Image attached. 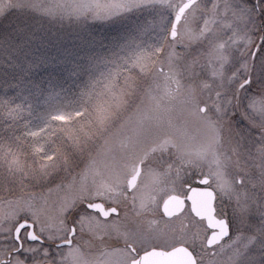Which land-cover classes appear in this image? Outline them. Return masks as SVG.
<instances>
[{
  "label": "rangeland",
  "instance_id": "1",
  "mask_svg": "<svg viewBox=\"0 0 264 264\" xmlns=\"http://www.w3.org/2000/svg\"><path fill=\"white\" fill-rule=\"evenodd\" d=\"M182 1L0 0V208L81 207L89 179L95 188L105 176L111 186L118 150L148 143L150 130L162 133L159 143L202 144L203 160H220L210 149L231 144L251 161L244 171L254 193L235 198L236 232L198 264H264V50L253 55L261 37L249 34L258 23L247 14L221 19L223 46L209 44L203 54L199 3L182 23L189 30L192 21L193 36L181 48L168 36ZM248 79L253 87L240 93L237 84ZM214 95L218 123L199 115ZM237 100L245 122L221 113ZM224 158L221 178L232 168Z\"/></svg>",
  "mask_w": 264,
  "mask_h": 264
},
{
  "label": "flooded vegetation",
  "instance_id": "2",
  "mask_svg": "<svg viewBox=\"0 0 264 264\" xmlns=\"http://www.w3.org/2000/svg\"><path fill=\"white\" fill-rule=\"evenodd\" d=\"M186 1L174 4L175 13L168 36L172 41L177 39L178 47L183 48L193 36L192 21L189 30L182 24L189 20L188 11L193 5L204 3L206 5L198 6L194 18L195 39L203 54L209 44L215 48L223 46L219 33L224 32V26L219 32L218 24L221 19L237 20L244 14L255 18L258 23L257 28L249 33L250 37L258 35L257 41L261 37V45H253L254 56L264 50V0H195L182 14L177 33L171 37L175 15ZM231 1L237 2L236 9ZM241 1L247 8L238 6ZM179 28L182 34L178 32ZM232 35L236 36L237 31ZM245 82L243 80L236 86H239L240 93L250 92L253 87L252 80L246 82L248 85ZM195 83L199 84L198 88L209 87L206 82ZM174 86L177 87L175 82ZM178 94H181L180 89ZM215 97L200 102L199 115H208L218 123L212 114L217 107ZM240 101H236L235 108L227 102L225 107L221 106V113L227 116V120L236 118L245 122ZM161 134L150 130L148 143L118 150L120 159L108 166L116 181L107 186V178L100 177L93 188L89 179L88 197L82 200L81 207H31L21 209L17 214H12L10 208H0V264H131L151 249L171 250L178 246L190 250L196 264L210 259L236 232L234 223L240 212L235 198L249 199L245 197L254 193L251 178L244 171L246 163L251 161L241 156V151L232 150L231 144L210 149L221 153L220 160L216 157L203 160L202 144L182 149L176 141L159 143ZM187 151L190 155L194 152L195 158L187 159L190 157ZM226 152L230 155L232 168L231 171L227 169L221 178L219 169L229 165L224 158ZM254 188L256 193L260 192L259 186ZM141 195L148 199L145 205L137 201ZM168 198L173 201L165 211L163 204ZM222 223L227 225L228 235L210 244V236L219 232Z\"/></svg>",
  "mask_w": 264,
  "mask_h": 264
},
{
  "label": "water",
  "instance_id": "3",
  "mask_svg": "<svg viewBox=\"0 0 264 264\" xmlns=\"http://www.w3.org/2000/svg\"><path fill=\"white\" fill-rule=\"evenodd\" d=\"M195 2V0H188L184 2L178 9L170 36L173 37L177 33V26L181 20L182 14ZM254 55V54H253ZM249 81V79L247 80ZM246 81V82H247ZM173 198H168L163 204V210H167L171 206ZM228 235V227L222 223L219 232L210 236V244L219 242L223 237ZM131 264H196V259L184 246H178L171 250L151 249L149 252L142 254L138 259L131 262Z\"/></svg>",
  "mask_w": 264,
  "mask_h": 264
}]
</instances>
